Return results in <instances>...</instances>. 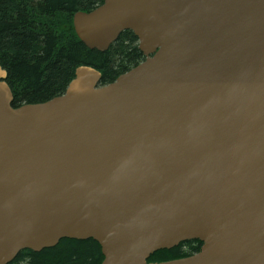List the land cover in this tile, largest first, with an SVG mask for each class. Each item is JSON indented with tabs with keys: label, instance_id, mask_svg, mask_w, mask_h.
<instances>
[{
	"label": "water",
	"instance_id": "1",
	"mask_svg": "<svg viewBox=\"0 0 264 264\" xmlns=\"http://www.w3.org/2000/svg\"><path fill=\"white\" fill-rule=\"evenodd\" d=\"M73 24L99 51L131 30L145 59L19 107L0 65V264L64 238L101 264H264V0H104Z\"/></svg>",
	"mask_w": 264,
	"mask_h": 264
},
{
	"label": "trees",
	"instance_id": "2",
	"mask_svg": "<svg viewBox=\"0 0 264 264\" xmlns=\"http://www.w3.org/2000/svg\"><path fill=\"white\" fill-rule=\"evenodd\" d=\"M103 1L0 0V65L8 72L14 107L63 94L80 65L99 69L104 85L144 60L138 38L130 30L122 32L106 51L90 49L80 40L74 14L91 11ZM201 246L199 240L185 241L155 252L149 262L191 256ZM103 259L97 241L64 238L40 252L23 250L9 264H101Z\"/></svg>",
	"mask_w": 264,
	"mask_h": 264
}]
</instances>
